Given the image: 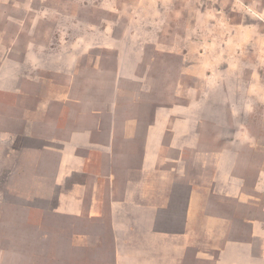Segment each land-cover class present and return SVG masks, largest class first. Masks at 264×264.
I'll return each mask as SVG.
<instances>
[{"label": "crops", "instance_id": "crops-1", "mask_svg": "<svg viewBox=\"0 0 264 264\" xmlns=\"http://www.w3.org/2000/svg\"><path fill=\"white\" fill-rule=\"evenodd\" d=\"M68 46L47 55L25 43L22 73L0 59V202L8 197L31 255L40 264H264V203L252 202L234 162L219 160L222 134H201L222 127L217 111L205 100L159 104L120 48Z\"/></svg>", "mask_w": 264, "mask_h": 264}, {"label": "rangeland", "instance_id": "rangeland-1", "mask_svg": "<svg viewBox=\"0 0 264 264\" xmlns=\"http://www.w3.org/2000/svg\"><path fill=\"white\" fill-rule=\"evenodd\" d=\"M103 42L138 59L159 104L208 101L223 129L209 125L202 137L222 134L219 160L236 164L233 175L263 205L264 0H0V59H15L21 73L25 43L46 45L49 55ZM205 148L220 149L219 141ZM253 185L263 189L252 194ZM1 197L0 264H40Z\"/></svg>", "mask_w": 264, "mask_h": 264}]
</instances>
